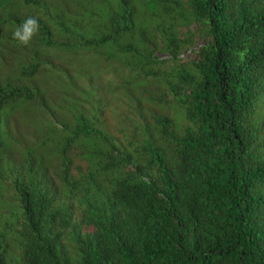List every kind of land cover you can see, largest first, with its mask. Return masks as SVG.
<instances>
[{"label": "trees", "instance_id": "16d2710c", "mask_svg": "<svg viewBox=\"0 0 264 264\" xmlns=\"http://www.w3.org/2000/svg\"><path fill=\"white\" fill-rule=\"evenodd\" d=\"M34 1L28 46L0 30V264H264V0Z\"/></svg>", "mask_w": 264, "mask_h": 264}, {"label": "clouds", "instance_id": "9594fccd", "mask_svg": "<svg viewBox=\"0 0 264 264\" xmlns=\"http://www.w3.org/2000/svg\"><path fill=\"white\" fill-rule=\"evenodd\" d=\"M9 8H13L15 18L9 17ZM38 15L34 0H0V30H7L9 34L13 32V39L21 45L28 46L38 35L40 30ZM4 49L11 53L6 46ZM241 59H243V54H241ZM64 60L67 59L64 58ZM85 67L94 68L92 64Z\"/></svg>", "mask_w": 264, "mask_h": 264}, {"label": "rangeland", "instance_id": "374dc122", "mask_svg": "<svg viewBox=\"0 0 264 264\" xmlns=\"http://www.w3.org/2000/svg\"><path fill=\"white\" fill-rule=\"evenodd\" d=\"M191 54L188 52L187 55L184 56V58H186L187 56H190ZM159 110L161 111H170L172 114H174L175 116L177 115V112L173 111L172 108L169 107H158Z\"/></svg>", "mask_w": 264, "mask_h": 264}]
</instances>
